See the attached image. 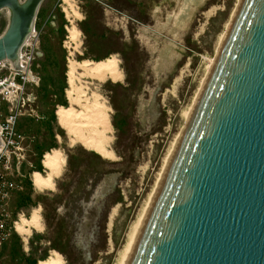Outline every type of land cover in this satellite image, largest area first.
I'll return each instance as SVG.
<instances>
[{"label": "rangeland", "instance_id": "374dc122", "mask_svg": "<svg viewBox=\"0 0 264 264\" xmlns=\"http://www.w3.org/2000/svg\"><path fill=\"white\" fill-rule=\"evenodd\" d=\"M72 3L82 16L75 21L81 34L80 60H104L112 54L120 60V82L107 80L94 85L111 108L110 139L115 160L71 144L56 123L55 111L62 106L56 98L67 107L68 52L64 42L69 22L62 0H43L35 22L40 43L32 65L34 77L29 76L33 81L17 92L20 101L15 131L21 135V149L10 151L13 155L15 150L19 158L24 175L22 191L32 199L31 204L15 212L14 218L17 222L20 214L28 217L39 207L42 226L40 231L32 230L26 242L14 232L24 253L43 257L37 263L47 260L49 252L55 250L64 264H115L128 227L153 186L169 142L182 125L180 113L205 72V60L213 58L217 35L235 0ZM7 24L8 10L1 9L0 34ZM51 111L55 119L50 120ZM36 146L43 149V155L61 148L66 156L53 190L37 192L32 182L27 184L35 171ZM15 198L14 194L10 200L12 212ZM11 240L0 249V264H16L8 258Z\"/></svg>", "mask_w": 264, "mask_h": 264}, {"label": "water", "instance_id": "95a60500", "mask_svg": "<svg viewBox=\"0 0 264 264\" xmlns=\"http://www.w3.org/2000/svg\"><path fill=\"white\" fill-rule=\"evenodd\" d=\"M42 2L0 0L14 70ZM125 264H264V0L241 1Z\"/></svg>", "mask_w": 264, "mask_h": 264}, {"label": "bare ground", "instance_id": "6f19581e", "mask_svg": "<svg viewBox=\"0 0 264 264\" xmlns=\"http://www.w3.org/2000/svg\"><path fill=\"white\" fill-rule=\"evenodd\" d=\"M241 1L242 0H235V5L230 11V15L222 27V31L217 35L213 58L205 60V72L199 79L197 88L189 104L180 113V117L183 119L182 125L169 142L165 154L161 159L160 169L157 171L155 181L152 184L153 186L146 195L137 215H135V218L128 227L124 245L118 251L115 264H125L136 234ZM62 2L64 3L63 11L65 13V18L69 22V25L66 27L67 36L64 42V47L68 52L65 71L66 88L64 90L67 107H57L55 111L56 123L64 130L71 144H79L86 150L93 151L106 160H115V153L111 148L112 139H110V133L112 131L110 121L111 108L94 85L96 84L95 82L103 83L107 80L117 84V82L122 80L123 71L120 66L119 57L116 54H112L102 61H96L92 58L80 60L82 57V51L80 49L81 34L80 30L75 25V21H80L82 16L72 3V0H62ZM212 11L213 10H211V12ZM206 14L210 15V10L206 12ZM6 61L11 63L10 60ZM181 73L182 70L180 74ZM30 75L32 74L27 72L29 79ZM179 78L180 75L174 80L173 87H176L175 85ZM11 79L12 74L9 79L0 84V91L8 90L10 94H13L11 88H16L17 86L12 84ZM65 164L66 156L61 148H54L45 153L41 160L44 173L33 172L31 174V182L34 189L37 190V192L53 190L56 179H59ZM114 212L115 208H113L109 216V225ZM41 221L40 208L35 207L31 210L28 217L22 214L18 216V221H15L16 223L14 225L15 231L26 242L32 230L40 231L42 226ZM37 264H64V261L60 253L51 250L48 259L39 261Z\"/></svg>", "mask_w": 264, "mask_h": 264}, {"label": "built area", "instance_id": "2783aa9c", "mask_svg": "<svg viewBox=\"0 0 264 264\" xmlns=\"http://www.w3.org/2000/svg\"><path fill=\"white\" fill-rule=\"evenodd\" d=\"M39 43V33L33 27L19 50L20 64L25 68V71L12 69L11 63L6 60L0 62V84L9 79L12 74V84L17 86L11 88L14 98L9 96L8 90L0 91V107L5 104L4 110H0V121L2 118V122H0V249L15 230L16 220L10 200L16 192L23 189L24 175L20 173L19 158L15 150L12 152L13 155L10 152L13 148L21 149L19 146L21 135L15 131L20 101V95L17 92L22 90L26 82L33 81L28 78L27 72H30L34 77L32 65Z\"/></svg>", "mask_w": 264, "mask_h": 264}, {"label": "trees", "instance_id": "16d2710c", "mask_svg": "<svg viewBox=\"0 0 264 264\" xmlns=\"http://www.w3.org/2000/svg\"><path fill=\"white\" fill-rule=\"evenodd\" d=\"M96 61H102V60H96ZM62 92H63V90H62ZM59 103L62 105V107L65 106V102L60 101ZM49 118H50V120L51 119H55V116L53 115V111L50 112ZM51 135L53 136V133ZM54 146L55 145H52L49 148L54 147ZM35 148H36L37 160H36V162L34 163V165L32 167V171L35 170L34 172L40 173L43 170L41 162H40L41 161V156L43 155V149L41 147H39V146H36ZM48 149H46V150H48ZM27 184H28V186L31 185V181L30 180L27 181ZM15 195H16V198H15V201L13 203L14 215H15V212L17 210L21 209L22 207L28 206L29 204H31V201H32L31 195L29 193L24 192V191L16 192ZM10 240H11V244H10V248L8 250V258H9L11 263H16V264H37V261L39 259H43V257L42 258H36L32 254L24 253L23 250H22V245H21L20 239H19L18 235L15 232H12V234L10 236ZM6 246L7 245L5 243L3 245V247H2V249H5Z\"/></svg>", "mask_w": 264, "mask_h": 264}, {"label": "flooded vegetation", "instance_id": "af4514ba", "mask_svg": "<svg viewBox=\"0 0 264 264\" xmlns=\"http://www.w3.org/2000/svg\"><path fill=\"white\" fill-rule=\"evenodd\" d=\"M37 15H38V14H37ZM36 19H37V17H36ZM35 22H36V20H35ZM34 27H35V23H34ZM36 59H39V58H36ZM37 86H38V85H37ZM54 96H56V95H54ZM55 101L60 102L61 99H60L59 97H57ZM32 167H33V166H32Z\"/></svg>", "mask_w": 264, "mask_h": 264}]
</instances>
